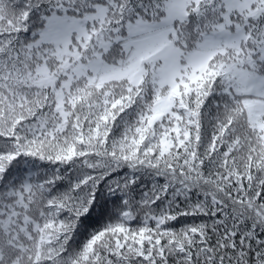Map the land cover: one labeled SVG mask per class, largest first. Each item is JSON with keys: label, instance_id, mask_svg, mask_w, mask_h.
I'll return each mask as SVG.
<instances>
[{"label": "snow or ice", "instance_id": "snow-or-ice-1", "mask_svg": "<svg viewBox=\"0 0 264 264\" xmlns=\"http://www.w3.org/2000/svg\"><path fill=\"white\" fill-rule=\"evenodd\" d=\"M0 264H264V0H0Z\"/></svg>", "mask_w": 264, "mask_h": 264}]
</instances>
